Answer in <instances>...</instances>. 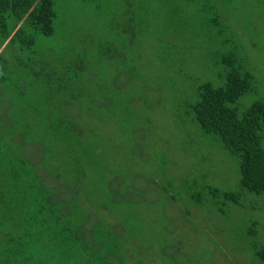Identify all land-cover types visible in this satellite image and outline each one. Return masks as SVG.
Wrapping results in <instances>:
<instances>
[{
	"label": "trees",
	"instance_id": "trees-1",
	"mask_svg": "<svg viewBox=\"0 0 264 264\" xmlns=\"http://www.w3.org/2000/svg\"><path fill=\"white\" fill-rule=\"evenodd\" d=\"M82 1L92 3L95 22L102 21L109 12L107 1L109 6L116 2ZM134 1L137 12L132 15L128 10L126 15L139 20L152 0ZM162 2L167 10L161 32L168 30L180 38L184 32L197 38L222 37L225 26L217 0ZM58 19L55 0H0V264H118L125 255L119 242L122 233L110 231L107 218H100L98 212L111 202L113 188L118 187L123 201L133 180L128 185L119 182V177L105 179L103 170L107 167L100 164L105 151L99 149L93 135L98 142L101 138L87 124L89 118L104 121L99 114L103 107L113 106L114 101L108 98L113 96L112 84L118 76L105 78L108 82L96 80L84 85L82 76L89 73L86 63L94 56L93 46L86 45L82 52L57 46L54 55L50 49L44 54L43 45H48L46 38L56 32ZM214 28L218 29L215 36ZM223 42L229 39L224 37ZM34 54L41 61L40 67L28 62ZM215 65H222L223 71L201 80L184 109L203 135L213 136L235 156L240 187L220 189L207 180V171L200 167L186 175V184L193 189L189 203L198 204L207 197L216 206L218 230L210 231L218 239L214 241L216 246L221 247L228 235L220 221L221 217L222 221L227 219L230 203L242 205L248 192H264V98L252 100L240 112L238 100L259 86L252 69L230 48L216 58ZM2 102L15 115L6 118ZM114 159L120 165L119 158ZM91 171L97 176L88 177ZM103 182L106 186L101 187ZM131 187L136 190V185ZM62 188L75 194L73 202L59 198ZM162 191L158 190L159 194ZM191 211L187 208L186 213ZM126 232L131 230L127 228ZM242 240L228 242L231 249L225 253L222 247L214 252L213 261L264 264V243L257 235L248 230ZM236 249L247 261L238 262ZM205 250L200 254L203 259L211 252Z\"/></svg>",
	"mask_w": 264,
	"mask_h": 264
},
{
	"label": "rangeland",
	"instance_id": "rangeland-1",
	"mask_svg": "<svg viewBox=\"0 0 264 264\" xmlns=\"http://www.w3.org/2000/svg\"><path fill=\"white\" fill-rule=\"evenodd\" d=\"M160 1L152 0L149 7L146 4L147 11H142L139 20L126 15L128 10L132 15L137 12L134 0H116L110 6L107 1L109 12L102 21L95 22L91 2L55 0L59 13L56 32L46 38L48 45H43V51L47 54L50 49L54 55L57 46L80 52L86 45L93 46L94 56L86 63L89 73L82 76L84 85L96 80L108 82L105 78L118 76L112 84L113 96L108 98L114 104L103 107L99 114L104 121L91 118L87 121L89 130L92 127L101 138L98 142L93 135L95 143L101 146L99 149L105 151L100 163L107 167L103 170L105 179L119 177V182L128 185L133 180L124 192L123 201L118 187L113 188L111 204L98 212L100 218H107L110 231L122 233L119 242L125 255L118 264H234L213 261L214 252L222 247L225 253L231 249L227 243L242 240L248 230L264 243V192H248L242 205L230 203L227 219L222 221L221 217L220 221L228 236L223 239L225 245L216 246L218 239L210 231V228L218 230L216 206L207 197H202L198 204L189 203L193 189L189 190L186 175L200 167L207 171V180L212 185L236 190L240 187L238 162L213 136L199 131L184 103L195 96L201 80L223 71V66L215 65V61L229 48L245 58L259 83L238 100L239 111L252 100L264 98V0H217L225 29L222 37L214 39L197 38L186 32L180 38L168 30L161 32L167 7ZM134 20L141 26H135ZM215 32L217 28L213 30L214 36ZM224 37L229 42L224 43ZM36 57L32 55L28 62L40 67L41 61ZM1 108L6 118L15 115L3 102ZM19 131L22 133V128ZM28 156L33 157L31 153ZM91 172L88 177L97 176ZM88 177L86 182L93 188ZM132 185H136V190ZM61 193L59 198L73 202V192L62 188ZM187 208L193 211L186 213ZM89 224L88 221L86 226ZM204 250L211 251L205 259L200 256ZM236 252L238 262L247 261L237 249Z\"/></svg>",
	"mask_w": 264,
	"mask_h": 264
}]
</instances>
